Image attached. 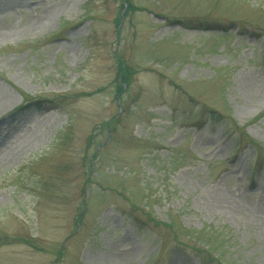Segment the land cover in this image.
<instances>
[{
    "label": "rangeland",
    "instance_id": "rangeland-1",
    "mask_svg": "<svg viewBox=\"0 0 264 264\" xmlns=\"http://www.w3.org/2000/svg\"><path fill=\"white\" fill-rule=\"evenodd\" d=\"M131 1L0 0V264H264V0Z\"/></svg>",
    "mask_w": 264,
    "mask_h": 264
},
{
    "label": "trees",
    "instance_id": "trees-1",
    "mask_svg": "<svg viewBox=\"0 0 264 264\" xmlns=\"http://www.w3.org/2000/svg\"><path fill=\"white\" fill-rule=\"evenodd\" d=\"M121 4H120V10L123 9V6L126 5V9L124 10V12L122 13V15H118L116 18V22L117 24L121 23L122 19L126 16V14L135 9V6L133 5L131 0H121ZM116 56V60H117V75L116 78L114 80V84H115V96L116 99L119 101L121 94L124 93L129 85L128 81H129V76H130V70L129 68L125 65L124 61L121 59L120 55L118 53H115ZM98 92L100 91L97 90ZM84 95H90L89 93H86ZM64 96H68V94H64L63 96H57L54 98H48V99H41V98H35L32 97L31 99H24V101L26 103L19 105L16 107L17 110L20 111H26L28 109H31L32 107H41L42 103L44 102H48L50 104H54L56 103V101L58 99H60V97H64ZM15 109V110H16ZM213 121L215 122H221L224 118L221 114L217 113L216 111H211V117ZM112 120H108L105 121L103 127L106 128V130H111L112 129V123L114 120H116V118H111ZM237 131H238V135H240V138L243 137L244 133L242 131H240V129L236 126ZM245 136V135H244ZM240 138H238L240 141ZM247 146L250 147L252 149V152L255 153V157H254V161H253V165L251 167V172L252 173H256V175H261L264 172V159L261 158L260 154H259V150L257 145L255 144V142L249 140V142L247 143ZM95 158L98 157V154H96V156H94ZM91 170V168H90ZM79 213H77L74 217V222H75V228H78L81 225V220L83 218V214H84V203H81L80 209H79ZM146 216H147V220L150 222H152L154 225H161L163 227H167V228H171L173 227V224L171 222H162V221H158L155 220V218H153L148 212H146ZM135 225H138L137 220H135ZM174 236V241L176 242L177 248L178 250H181L185 247V244H181L179 243L177 234L173 235ZM192 250L195 251V255L197 257H199L200 259L202 258V256L206 257L205 260H207V262H210L213 258L211 257V251H209L206 248H198L197 246L193 247ZM62 250L59 251L58 254H61Z\"/></svg>",
    "mask_w": 264,
    "mask_h": 264
}]
</instances>
